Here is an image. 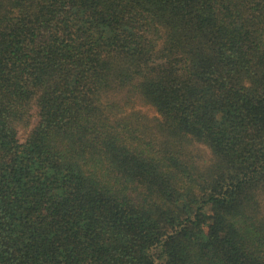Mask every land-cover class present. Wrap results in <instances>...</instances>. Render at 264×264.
<instances>
[{"label": "trees", "instance_id": "obj_1", "mask_svg": "<svg viewBox=\"0 0 264 264\" xmlns=\"http://www.w3.org/2000/svg\"><path fill=\"white\" fill-rule=\"evenodd\" d=\"M0 264H264V0H0Z\"/></svg>", "mask_w": 264, "mask_h": 264}, {"label": "rangeland", "instance_id": "obj_2", "mask_svg": "<svg viewBox=\"0 0 264 264\" xmlns=\"http://www.w3.org/2000/svg\"><path fill=\"white\" fill-rule=\"evenodd\" d=\"M143 111H144L146 114H148L149 116H153V115L155 114L154 111H153L152 109H149V108H144ZM26 137H27V134H26L25 132H21V133L19 134V140H20L21 142H24L25 139H26Z\"/></svg>", "mask_w": 264, "mask_h": 264}]
</instances>
